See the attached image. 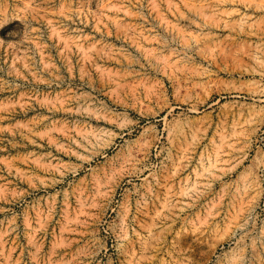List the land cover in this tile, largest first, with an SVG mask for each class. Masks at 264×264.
I'll list each match as a JSON object with an SVG mask.
<instances>
[{"label":"rangeland","instance_id":"obj_1","mask_svg":"<svg viewBox=\"0 0 264 264\" xmlns=\"http://www.w3.org/2000/svg\"><path fill=\"white\" fill-rule=\"evenodd\" d=\"M0 264H264V0H0Z\"/></svg>","mask_w":264,"mask_h":264}]
</instances>
